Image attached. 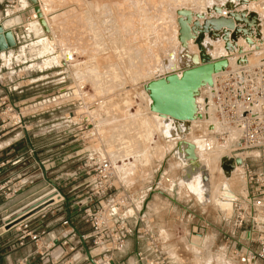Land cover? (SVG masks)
<instances>
[{
	"label": "rangeland",
	"instance_id": "rangeland-1",
	"mask_svg": "<svg viewBox=\"0 0 264 264\" xmlns=\"http://www.w3.org/2000/svg\"><path fill=\"white\" fill-rule=\"evenodd\" d=\"M39 1L50 34L46 36L42 33L35 16L30 21L36 24L35 30L27 24L28 32L32 34L23 31L20 26L15 27L18 42L10 60L0 61V83L6 85L10 78L14 80V77H9V72L14 70L19 74H15L16 77L23 79L19 80L23 81L19 86L31 85L29 83L32 79L43 84L22 88L33 87L26 94L34 100L26 105L30 106L22 113L32 110L50 112L53 109L51 114L60 118L59 122H62L65 132L71 133L68 142L73 141L71 146L86 153L77 165L109 162L116 194L123 192L132 202V207L125 213L127 217L140 212L143 203L154 191L147 224L158 233L162 243L169 246L168 255L172 261H186V264H230L220 256L222 238L217 234V220L213 214L216 211L226 216L230 214L228 210L218 207V200L231 201L234 192L245 195L246 184L240 169L235 168L227 174L220 167L222 158L239 153L236 147L240 135L236 130L225 129L215 121L210 106L205 105L211 86H202L195 97L198 116L191 122L185 140L194 145V153L207 173L210 186L208 197L205 198L200 172L190 182L182 181V167L168 152L172 145L165 140L169 134L168 128L163 124V118L150 110V100L145 90L147 82L155 78L173 71L178 76L181 74L178 70L182 63L178 55L182 48L177 41L176 11L188 10L193 14V20L202 22L217 16L214 8L222 6V0ZM20 6L24 8L23 18L30 19L31 14L26 9L30 6L27 0H4L0 4V20L5 18L7 10ZM249 8L246 5L240 6V9L246 11H250ZM225 11L223 8L220 15ZM259 27L262 40H254L257 49L249 48L243 41L239 42V45L246 46L254 54L252 59H246V65L249 66L264 63V20L260 21ZM41 34L43 38L34 40V37ZM39 40H47L53 51L41 56L28 53L31 42ZM23 48L26 50L25 55L21 53ZM195 48L193 41L188 42V51L196 53ZM225 54L223 50L222 54L213 56ZM233 54L236 55V52ZM215 78L212 76V83ZM36 85L37 89L34 88ZM8 100L9 97L0 102L8 104ZM20 153L26 154L30 161L28 151L22 150ZM26 172L28 179L22 182L19 198L0 208V227L53 190L52 187H32V170ZM5 175H8L7 172L1 178H9ZM223 183L228 185V193L225 192L227 189L222 190ZM211 186L214 188L211 189ZM174 190L178 192L183 204L188 203L195 212L202 210L208 215L209 230L198 242L201 246L204 244L207 251L198 249L191 253L190 241H199L194 238L196 234L185 229V220L171 219L168 215L180 211L178 205L170 201ZM60 193L65 196V192L60 190ZM53 199L57 201V197ZM64 208V204L57 208L60 209L57 216L63 214ZM50 212L43 220L38 217L32 223L42 222L46 225L52 222ZM78 229H81V233L85 232L83 225ZM14 234L13 231L3 233L0 245H6ZM132 251L133 243H130L128 253ZM6 252L7 249L0 247V258ZM4 258L0 259L1 264H15L19 257L13 252L8 259Z\"/></svg>",
	"mask_w": 264,
	"mask_h": 264
},
{
	"label": "built area",
	"instance_id": "built-area-1",
	"mask_svg": "<svg viewBox=\"0 0 264 264\" xmlns=\"http://www.w3.org/2000/svg\"><path fill=\"white\" fill-rule=\"evenodd\" d=\"M209 90L205 105L210 106L215 121L240 135L236 147L239 153L232 158H240L238 168L246 184L244 196L231 198L230 214L226 216L222 212L220 256L230 264H264V63L257 66L235 63L215 78ZM15 131H28L25 117L14 102L2 101L0 142ZM28 154L32 159L34 152L28 151ZM64 177L62 186L49 185L53 189L50 192H54L52 197H47L48 192L0 227V236L15 232L6 245H0L8 250L0 259L3 256L8 259L11 253L29 246L24 255L16 258L15 264H186V261L175 263L170 259L158 233L148 227L145 211L126 216L132 202L123 192L116 194L109 162L82 163L67 171ZM27 179L19 181L9 177L0 181V208L16 200L22 182ZM73 179H80L79 184L71 185ZM14 180L17 182L13 183ZM63 185L70 186L69 193L81 191L66 199L60 193ZM53 197L57 201H50ZM61 204L71 207L67 215L63 212L57 216ZM48 212L52 222L32 223L38 217L43 220ZM74 222L82 223L85 232L74 227ZM7 224L13 226L5 231ZM192 234L199 241H190V252L207 251L204 244H198L202 239L200 231L196 229ZM130 243L133 251L128 253Z\"/></svg>",
	"mask_w": 264,
	"mask_h": 264
},
{
	"label": "crops",
	"instance_id": "crops-1",
	"mask_svg": "<svg viewBox=\"0 0 264 264\" xmlns=\"http://www.w3.org/2000/svg\"><path fill=\"white\" fill-rule=\"evenodd\" d=\"M4 0H0L3 2ZM239 1V0H238ZM236 0L234 3V12H240L243 11V9H240L239 3ZM29 8L31 6H28L27 12L29 14ZM23 7L15 8L13 10H7V13L5 15V18L3 20H0V24L3 26V23L6 20H12L13 18L18 20L19 23L12 26L9 30L13 32L14 38L16 40V44L18 42V36L16 32L14 31L15 27H22L23 31L24 28L26 27L27 24L30 23V19H25L23 18ZM227 12L225 11L224 14L217 15L216 17H225ZM13 16V18H12ZM214 17V18H216ZM205 20V19H204ZM22 21V22H21ZM27 22V23H26ZM203 22V20H202ZM200 22V23H202ZM24 24V25H23ZM18 25V26H17ZM224 30V29H222ZM28 34H32L28 31H25ZM206 36V35H205ZM43 34H41L39 37H34V40L38 38H43ZM222 41V39H219ZM236 42L237 47H239V42L243 41L242 38H239ZM244 42V41H243ZM222 44L224 42L222 41ZM239 45V46H238ZM16 47V46H15ZM14 47V48H15ZM224 48V45H222ZM9 49L8 51H5L0 54V61L2 62V56H9V52L13 53V50ZM197 48V47H196ZM241 48V46L239 47ZM198 51H196V54ZM244 57V56H242ZM11 58V57H10ZM237 58V56L235 57ZM237 59H234L233 62L236 63ZM235 63L228 65L227 67H230L234 65ZM13 73V74H12ZM16 72L10 71L9 72V77H14L13 79H9L8 84L2 85L0 83V97L7 96L9 97V101L14 102L19 108V110L22 112L24 110H27L28 107L26 106L28 104H31L34 100H32L33 97H28L27 92L29 90H33V87H30L29 89H22L27 88L28 86H32L34 84H39L37 79H32L29 84L31 85H21L19 86L18 84H21L23 80L21 78L16 77ZM43 85V84H39ZM27 86V87H26ZM38 85L34 86V88L37 89ZM41 102H38L40 104ZM43 103V102H42ZM37 104H34L33 106H36ZM24 106V107H23ZM23 107V108H20ZM51 112H54L53 109L49 112L48 110H40V111H30L26 112L24 115L25 117V122L27 125V132H19L15 131L13 133L8 134L7 138H3L2 141L0 142V181H3L5 179L1 178L2 174H5L7 172L8 175H5L6 177H13V179H19L20 177H25L24 179L20 178L21 180H26L28 178L27 175V170L31 169L32 173L30 175L33 176L35 175V180H33L31 183L32 187L36 186H41V187H49L51 184H56L58 187L65 182V173L69 171L72 168H75L77 166V163H79L82 159L83 156H85V151L82 150H76L74 146H71L73 144L72 142H68L69 135L66 134V132L63 130V125L61 126L62 122H59L60 118L53 116ZM175 146V145H174ZM21 147L23 148L22 150L24 152L26 151H33V157L32 159L27 158L26 154L20 153ZM174 148V147H173ZM25 156V157H23ZM41 175V176H40ZM184 175V173H183ZM80 179H73L70 180L71 185L75 186L78 185ZM17 185V184H16ZM183 186V185H182ZM123 187V186H122ZM184 187V186H183ZM70 186H65L63 185V189L61 188V191L65 192V197L66 199H71V197L75 193H79L81 190H78L77 192L69 193ZM185 188V187H184ZM123 191V189H122ZM54 192H50L47 197L50 195H53ZM235 196L233 199L240 198L242 197L240 194L235 193ZM160 195V194H159ZM173 198H170V201L174 203L175 205H178L180 211H176L172 213L170 216L171 219H179V220H185L186 224H184L189 230L190 233H193L196 229L197 231H200V234L202 236V239L204 238V234L208 232L209 230V222H208V215L201 212L197 213L195 212L191 206L188 205V203L184 204L180 201V197H178V192L174 190L173 192ZM180 196V195H179ZM19 198V195L16 197ZM168 198V197H167ZM145 199V198H144ZM169 199V198H168ZM174 199V200H173ZM151 201H149L146 205L145 209V220L148 221V217L150 218V203H152V200H154V196H151ZM55 201V199L51 200ZM64 214L67 215V211L70 209L71 206L69 204H64ZM69 206V207H68ZM213 214V213H212ZM214 219L217 220V227L216 231L217 234H220V230L223 227V214L220 211H216L213 214ZM194 219L199 220L194 221ZM200 222V224H198ZM148 223V222H147ZM74 227L78 229L82 223L80 222H74L72 223ZM174 229V227H173ZM174 232V231H173ZM29 246L20 249L14 252V255L16 257H20L25 254L27 250H29ZM166 248L168 249L169 246L167 245Z\"/></svg>",
	"mask_w": 264,
	"mask_h": 264
},
{
	"label": "water",
	"instance_id": "water-1",
	"mask_svg": "<svg viewBox=\"0 0 264 264\" xmlns=\"http://www.w3.org/2000/svg\"><path fill=\"white\" fill-rule=\"evenodd\" d=\"M32 6L33 12L36 15L38 24L42 30V33L46 36L50 34L49 28L38 6L37 0H27ZM231 2L232 0H228ZM247 0H239V6L244 5ZM251 2L258 0H249ZM230 7L226 6L227 14L225 17H210L203 20L200 23L198 20H193V14L185 9L176 11V23H177V41L182 48L180 58L183 64L179 66V72L182 73V77L178 78L175 71L167 73L165 76L158 78L148 83V89L154 99V109L157 113L167 116L173 123V126L177 130V133H187L190 129V125L187 120L191 115V104L193 101V91L199 87L200 78L202 74H215L221 70H215L213 63L221 59H212L207 54V48L203 45L205 35L212 41L222 39L224 42V50L228 54L237 52L241 54L243 50L237 47L236 42L239 38H242L244 43L249 48L257 49L254 40H262L259 19L256 13L246 10L240 12H234ZM217 15H220V10L214 8ZM224 29V30H222ZM193 41L196 45L198 54L190 55L188 53V42ZM264 43V41H263ZM16 46V40L11 30H4L0 24V53L8 51ZM247 63L236 61V65H246ZM227 63L222 67L225 70ZM207 85H212V79L210 78ZM212 87V86H211ZM210 87V88H211ZM206 103V101H205ZM200 116V115H199ZM183 127V129H182ZM176 139L175 147L171 151V155L174 158L180 159V161H186L188 166L182 169L184 175L182 180H188L191 175V167L196 165L194 148L190 143L185 142L182 138ZM227 159V161L224 160ZM221 160L220 167L228 169L238 167L241 165L240 158L224 157ZM198 165L196 170H198ZM202 179L207 180V174L202 170ZM154 191L150 193L145 202L142 205L141 213H144L146 204L150 201V198ZM207 198V195L205 196ZM13 225L7 224L4 227L5 231H8ZM1 264V260H0Z\"/></svg>",
	"mask_w": 264,
	"mask_h": 264
},
{
	"label": "bare ground",
	"instance_id": "bare-ground-1",
	"mask_svg": "<svg viewBox=\"0 0 264 264\" xmlns=\"http://www.w3.org/2000/svg\"><path fill=\"white\" fill-rule=\"evenodd\" d=\"M39 1V0H38ZM235 1L236 0H232L231 2H229L228 0H222V6H220V7H215V8H218L219 10H220V12H221V10H223V8L224 9H226L227 10V8H226V6H228V7H230L229 6V4L231 5V8H233L234 7V3H235ZM39 3H40V1H39ZM236 4V3H235ZM244 5H246V6H248V8L250 9V11L249 12H253V13H256V15H257V17H258V19H259V23H260V21L262 20H264V0H258V1H254V2H251V1H249V0H247L246 1V3L244 4ZM24 6V5H23ZM31 6V5H30ZM39 6V5H38ZM43 7V6H42ZM221 7H223L222 9H221ZM26 8V7H25ZM39 9H40V7H39ZM29 11H30V13H31V17L33 18V16H35L36 17V15H35V13L33 12V9H32V6H31V8H29ZM40 13L42 14V12H41V10H40ZM222 14V13H221ZM199 15H201V14H199ZM43 16V15H42ZM259 16H260V18H259ZM12 18H13V16H12ZM32 18H31V20H32ZM36 20H37V18H36ZM38 21V20H37ZM22 22V21H21ZM19 23V19L18 20H16V19H12V20H6L4 23H3V29L4 30H9L12 26H14V25H16V24H18ZM27 23V22H26ZM30 25H31V27H32V30H35V28H36V24L32 21V23H29ZM35 24V25H34ZM24 25V24H23ZM176 25H177V23H176ZM18 26V25H17ZM24 30L25 31H29V28H28V26L26 25V27L24 28ZM238 42V41H237ZM203 45L207 48V54L208 55H210L211 57H212V59H216V60H218V59H221L222 58V60H218V61H216L215 63H213L212 65H213V68L215 69V70H217L218 71V69H220L221 71L220 72H217V73H215V74H212V75H209V74H202L201 75V78H200V85H199V87H197L194 91H193V101H192V104H191V117L187 120V122L189 123V125H190V129H191V122L198 116L197 115V105H196V95H197V93H198V91H199V89L202 87V86H204V85H206L208 82H209V80H210V78L212 79V76H214V77H217L219 74H221L223 71H224V69H223V65L225 64V63H227V65H231V64H233V63H235V62H233L234 61V59H237L236 61H240V62H246V63H248V61L246 60L247 58H250V59H252L253 58V56H254V54L252 53V51L251 50H248V49H246V46H242V45H240L241 46V49L243 50V52L241 53V54H238L237 52H236V55L235 54H228V53H226L225 55H220V56H217V57H214L213 56V54H222L223 53V50H224V48L222 47V45H224V44H222V41L221 40H217V41H212V40H210L207 36H205L204 37V41H203ZM239 46V45H238ZM239 46V47H240ZM26 47V46H25ZM29 49H27V52L28 53H31L32 54V56H33V54H36V55H39V56H41V55H44V53H46V52H49V51H53V48H52V45H50V43L47 41V40H39V41H34V42H31V44H30V46L28 47ZM196 50H197V48H195ZM198 51V50H197ZM225 51V50H224ZM18 52V51H17ZM1 53H3V52H1ZM0 53V54H1ZM21 53H23V55H25L26 54V50L23 48L22 50H21ZM182 53V52H181ZM181 53L178 55V59L179 60H181V63L183 64V62H182V59L180 58V55H181ZM188 53L190 54V55H194V54H196L195 52H192V51H188ZM198 53V52H197ZM11 51L9 52V56L7 57V56H2V59H4V61H9L10 60V57H11ZM197 55V54H196ZM253 55V56H252ZM29 56H31V55H29ZM38 56V57H39ZM237 56V58H235ZM242 56H244V57H242ZM19 58H20V56H19ZM15 59V58H14ZM56 60V59H55ZM17 61H19V60H17ZM52 61V60H51ZM14 62V61H13ZM49 61H47V63H48ZM249 62H250V60H249ZM16 63V62H15ZM39 63V62H38ZM37 63V64H38ZM46 63V64H47ZM49 63H51V62H49ZM252 63V62H251ZM11 64V63H10ZM34 67V66H33ZM47 67V66H46ZM40 68V67H39ZM27 70H29V69H26V71ZM25 72V71H24ZM20 73V72H19ZM13 74V73H12ZM22 74V73H21ZM16 75H19V74H16ZM15 77V76H14ZM163 77V76H162ZM177 77L178 78H180V77H182V73L178 76L177 75ZM158 78H161V77H158ZM158 78H155L154 80H156V79H158ZM154 80H151V81H154ZM151 81H149V82H151ZM149 82H147V84H146V87H145V90L147 91V94H148V98H149V100H150V110L152 111V112H154L155 114H157V115H159L161 118H163V124L164 125H166L167 126V128H168V136L167 137H165V140L167 141V142H171L172 143V145H171V149H170V151H168V152H170L171 153V151H172V149H173V147H175L174 145H175V143H176V139H174L173 138V136H176L177 138H182L185 142H187L186 140H185V136L190 132V129H189V131L187 132V133H182L181 135H179L178 133H177V130L175 129V127L173 126V123H172V121L170 120V118L169 117H167V116H164V115H161V114H159V113H157L156 111H155V109H154V99H153V97H152V95H151V93H150V90L147 88L148 87V83ZM212 86V85H211ZM182 129H183V127H182ZM147 135V134H146ZM151 137V136H150ZM191 137V136H190ZM192 137H193V135H192ZM148 138V137H147ZM194 138V137H193ZM195 138H197L196 136H195ZM148 140V139H147ZM192 140V139H191ZM193 142V141H192ZM196 142V141H195ZM188 143V142H187ZM191 144V143H190ZM197 144V143H196ZM192 145V144H191ZM193 146V148H194V145H192ZM128 148V147H127ZM127 151H128V149H127ZM131 152V151H130ZM129 152V153H130ZM111 154V153H110ZM132 154V153H131ZM195 154V153H194ZM196 154H198V153H196ZM113 155V154H112ZM195 157H196V155H195ZM174 158V157H173ZM174 160H176V161H178L179 163H180V165H181V167H182V169L183 168H185L186 166H188V164H187V162L186 161H180V159H176V158H174ZM224 160L225 161H227V159L226 158H224ZM195 163H196V165H193L192 167H191V175H190V177H189V179L188 180H182L183 182H188L190 179H195L196 177H197V174H198V172H200V174H201V176H202V170L203 171H205L204 170V168H203V166L200 164V162L198 161V159H197V157H196V159H195ZM197 165H198V170H196V167H197ZM235 168H237V169H239L238 167H233L232 169L231 168H228V169H225V168H222V170L225 172V173H229L230 172V170H233V169H235ZM206 172V171H205ZM207 174V173H206ZM194 176H195V178H194ZM210 176V175H209ZM193 177V178H192ZM212 177V176H211ZM191 181V180H190ZM189 181V182H190ZM209 182H210V180H209ZM202 185H203V188H204V197L207 195V197H208V191H209V183H208V176H207V180L206 181H204L203 179H202V183H201ZM211 184V183H210ZM212 185V184H211ZM211 189H213L214 188V186H211L210 187ZM222 190L224 191L225 189H227L225 192L226 193H228L229 192V190H228V185L226 184V183H223L222 184ZM50 197H52V196H50ZM206 198V197H205ZM227 199H225V200H218L217 201V205H218V207L220 208V209H223L224 211L226 210H228L229 212L231 211V209H232V203H231V201L230 200H228V201H226ZM147 205V204H146ZM146 209V208H145ZM3 229H1V231H2Z\"/></svg>",
	"mask_w": 264,
	"mask_h": 264
}]
</instances>
